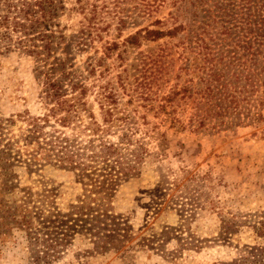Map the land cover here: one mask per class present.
Listing matches in <instances>:
<instances>
[{"label": "rangeland", "instance_id": "374dc122", "mask_svg": "<svg viewBox=\"0 0 264 264\" xmlns=\"http://www.w3.org/2000/svg\"><path fill=\"white\" fill-rule=\"evenodd\" d=\"M60 2L64 8L56 23L64 37L48 63L65 65L69 78L86 88L85 110L70 124L60 123L62 115L50 112L45 77L38 78L45 63L18 47H2L4 134L24 146L30 124L49 116L48 123L41 122L43 134H61L82 146L127 139L123 152L138 148L144 159L135 177L119 183L114 211L134 239L115 251L103 240L77 234L44 263L36 260L27 231L0 229V264H248L249 253L264 246L257 235L264 221V87L249 117L231 115L219 126L208 118L200 125L206 114L200 105V64L205 40L213 50L237 52L241 63L233 68L257 73L253 60L263 66L264 48L251 56L258 45L252 21L264 17V0ZM176 28L177 34L157 41H127L139 31ZM53 79L64 82L61 70ZM64 84L71 95V82ZM108 93L115 103L104 106ZM168 97L174 101L167 102ZM109 108L111 122L106 121ZM90 113L106 132L94 135ZM23 154L0 155V183L9 180L14 188L4 196L10 205L21 202L22 190L32 195L52 190L62 210L77 203L82 185L68 171L46 163L28 166Z\"/></svg>", "mask_w": 264, "mask_h": 264}, {"label": "trees", "instance_id": "16d2710c", "mask_svg": "<svg viewBox=\"0 0 264 264\" xmlns=\"http://www.w3.org/2000/svg\"><path fill=\"white\" fill-rule=\"evenodd\" d=\"M60 1L0 0V48L18 47L45 63L43 70L38 71V78L42 75L45 77L44 93L53 105L50 112L53 116L62 115L60 123L68 125L80 117V109L85 110L86 103L82 99L87 91L81 83L69 78L70 73L65 65L48 63L62 44L60 39L64 37L57 30L59 25L56 23L59 12L64 8ZM260 19L264 17L259 16L257 21H252L256 27L254 40L258 42L257 48L252 50L253 57L260 55L259 49L264 48V27H261ZM178 31L180 28L168 32L147 30L145 35L139 31L127 41L131 45H136L139 37L157 41L166 36H174ZM201 54L203 64H200V80L203 88L199 94H202L200 105L202 109L206 107V114L201 118L200 125L204 126L208 118L217 121L216 125L219 126L231 115L233 119L240 120L241 116L245 118L254 114L253 103L257 101L255 98L259 89L264 87V64L260 67L256 59L253 60L257 73L246 67L241 70L233 68L236 62L241 63L238 53L228 49L213 50L205 40ZM47 67L50 69L46 70ZM59 70L64 82L53 79ZM65 82H71V95L65 89ZM103 99L104 106L115 103L111 93ZM173 101L172 97L167 98V102ZM106 114V121L111 122L113 109H107ZM89 118L94 122V135L106 132L104 127L94 121V114L90 113ZM41 122L48 123L49 116L30 124L23 137V146L7 138L4 134L7 123L0 121V155L9 158L13 154L21 156L24 152L28 166L46 163L66 170L76 183L82 185L83 193L76 204L69 205L65 210L55 206L52 190H43L34 195L22 190L24 196L21 202L10 205L4 196L14 188L6 180L0 183V229H4L5 234L14 227L27 231L37 248L36 260L44 263L50 262L57 250L77 234L103 240L108 250H122L134 236L124 218L114 211L115 192L121 181L139 173L144 159L143 152L140 153L136 148L130 154L124 153L121 144L127 140L125 138L120 144L102 143L96 146L91 140L82 146L77 140L61 134H43L45 125ZM32 144H35L34 147H30ZM8 158L7 161L10 160ZM257 235L264 240V221L257 228ZM255 249L257 254L250 252L244 259L248 264H259V259L264 256V246Z\"/></svg>", "mask_w": 264, "mask_h": 264}]
</instances>
